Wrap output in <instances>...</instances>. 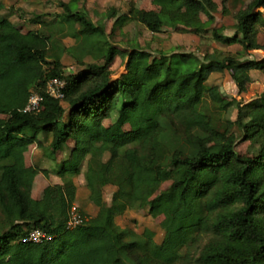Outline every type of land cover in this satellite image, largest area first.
<instances>
[{
  "label": "trees",
  "instance_id": "trees-1",
  "mask_svg": "<svg viewBox=\"0 0 264 264\" xmlns=\"http://www.w3.org/2000/svg\"><path fill=\"white\" fill-rule=\"evenodd\" d=\"M160 1L169 4L161 12L131 9V21L153 34L211 33L216 42L240 45L241 52L200 60L193 53L121 50L104 27L77 10L78 0L60 3V38L41 16L33 19L39 28L24 33L10 21L13 12L2 13L0 1V264L15 258L25 264H264V93L242 105L208 84L211 75L228 72L244 94L250 73L264 72V58L241 60L264 49L254 40L255 27H264L258 11L264 0H250L238 12L233 37L212 27L213 0ZM68 36L75 46L61 42ZM66 54L80 65L87 57L96 62L66 76ZM117 57L127 61L115 79ZM54 78L66 82L68 107L46 91ZM34 94L42 97L40 112H24ZM234 104L237 119H222ZM45 135H52L54 154L70 141L75 146L56 171L62 183L41 203L22 167L27 148L40 147ZM239 141L255 153L241 155ZM81 174L97 213L77 212L83 221L69 228L77 211L74 180ZM108 186L116 188L110 204ZM138 208L163 216L160 244L151 230L137 234L117 225L118 215ZM35 230L51 239L24 242Z\"/></svg>",
  "mask_w": 264,
  "mask_h": 264
},
{
  "label": "rangeland",
  "instance_id": "rangeland-1",
  "mask_svg": "<svg viewBox=\"0 0 264 264\" xmlns=\"http://www.w3.org/2000/svg\"><path fill=\"white\" fill-rule=\"evenodd\" d=\"M5 5L3 14H8L10 11L15 15L14 21L18 25H22L21 29L24 32L37 30L38 27L33 23L36 16H41L43 21L49 22V32H53L58 36L60 27L57 23V15L63 12L60 3H68L70 0H0ZM250 0H213L216 10L213 15L216 17V22L212 26L215 29H221L226 37H233L236 33V15L241 9H244ZM160 0H78L77 10L86 14L97 26L105 28L107 40L115 45L118 49L127 50L134 47H141L150 52L162 51L168 54L172 53H193L200 60H212L217 56L226 57L235 55L241 52L240 45L226 46L216 42L212 38V34L208 33L205 36H198L189 33L186 29L181 32L166 30L160 34H153L148 31L143 25L132 22L130 17L131 9H140L144 11L161 12L164 7L168 6ZM174 8L182 12L183 8L179 4H173ZM264 16V10H258ZM46 17H48L46 19ZM205 21L206 16L202 15ZM25 21V22H24ZM45 32L46 29L43 28ZM62 30L66 33L70 29L64 25ZM60 38V36H58ZM57 40V38H56ZM63 44L67 47L76 45L75 39L71 36L62 39ZM255 43L264 48V27L257 25L254 29ZM264 58V49L250 51L241 57L245 60H261ZM63 72L66 76L75 75L87 69L88 64L95 63L92 57H87L85 65H80L76 58L70 54L63 57ZM126 59L117 57L111 67L113 78H119L126 72ZM102 63V61H100ZM251 82L247 86L244 94H239L236 84L231 78L230 73H216L211 75L208 84L217 87L227 101H235L239 104H247L259 99L264 93V72L252 71ZM65 107H68L66 101L62 102ZM237 105L234 104L226 112L222 114V119H230L235 121L238 115ZM106 125L110 121L105 122ZM42 145L37 147L35 144L29 146L25 153V164L22 170L25 175L27 184L32 187V196L41 203H46L50 199V191L53 185L62 183V180L57 176L56 171L58 166L66 160L75 143L70 141L63 152L54 154L51 149L52 135H45L41 138ZM211 140L207 141V145L211 144ZM237 151L241 155H251L255 153V148L250 146L249 142L239 141ZM38 169H46L49 172L48 176H44ZM86 170L84 165L82 172ZM75 186L77 188V202L75 212H86L90 216L97 213V208L89 201V191L86 187L83 175L76 177ZM171 182L162 185L161 191L169 188ZM116 188L108 186L104 189L105 201L110 204L112 196ZM75 209V208H74ZM163 216L157 214H149L147 210L134 209L118 215L116 223L122 229H130L137 234H142L145 230H151L155 233V241L160 244L165 232L162 227ZM6 264H25L23 258L9 259Z\"/></svg>",
  "mask_w": 264,
  "mask_h": 264
},
{
  "label": "built area",
  "instance_id": "built-area-1",
  "mask_svg": "<svg viewBox=\"0 0 264 264\" xmlns=\"http://www.w3.org/2000/svg\"><path fill=\"white\" fill-rule=\"evenodd\" d=\"M65 89L66 82L59 78L51 79L46 84V91L51 96L58 100L63 101L65 99ZM41 101L42 97L39 94H34L31 96L29 100V104L26 106L24 112L28 113H38L41 110ZM82 218L75 212V209L71 212L70 221L68 224L69 228H73L80 223H82ZM50 237H47L45 233L40 230L32 231L27 238L24 239V242H33V243H41L44 240H50Z\"/></svg>",
  "mask_w": 264,
  "mask_h": 264
},
{
  "label": "crops",
  "instance_id": "crops-1",
  "mask_svg": "<svg viewBox=\"0 0 264 264\" xmlns=\"http://www.w3.org/2000/svg\"><path fill=\"white\" fill-rule=\"evenodd\" d=\"M13 18H15V15H12L11 17H10V21L14 24V25H16V26H18L19 28H21L22 27V25H18V24H16V22L14 21V19ZM47 19V18H46ZM25 22V21H24ZM37 27L39 28V26L37 25ZM24 32V31H23ZM24 33H26V32H24ZM57 184H59V183H57Z\"/></svg>",
  "mask_w": 264,
  "mask_h": 264
}]
</instances>
